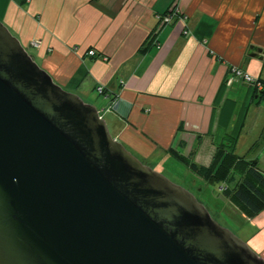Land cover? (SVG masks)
<instances>
[{"label": "water", "instance_id": "obj_1", "mask_svg": "<svg viewBox=\"0 0 264 264\" xmlns=\"http://www.w3.org/2000/svg\"><path fill=\"white\" fill-rule=\"evenodd\" d=\"M0 264L264 259L115 140L0 22Z\"/></svg>", "mask_w": 264, "mask_h": 264}, {"label": "crops", "instance_id": "obj_2", "mask_svg": "<svg viewBox=\"0 0 264 264\" xmlns=\"http://www.w3.org/2000/svg\"><path fill=\"white\" fill-rule=\"evenodd\" d=\"M0 22L65 91L82 99L104 87L112 137L144 161L198 142L212 160L214 139L244 114L237 147H264L247 139L264 134V99L232 74L264 80V0H0ZM249 160L264 172V149ZM240 222L236 235L264 259V210Z\"/></svg>", "mask_w": 264, "mask_h": 264}, {"label": "trees", "instance_id": "obj_3", "mask_svg": "<svg viewBox=\"0 0 264 264\" xmlns=\"http://www.w3.org/2000/svg\"><path fill=\"white\" fill-rule=\"evenodd\" d=\"M157 35L155 32L150 37L145 46V51L157 45ZM259 80L264 84V80ZM252 87L255 89L254 96L258 95L259 99H264V90L258 92L254 86ZM244 122L245 114L240 119L234 132L227 135L225 140L216 144L212 162L209 166L198 165L195 162L199 142L193 147L188 156L173 147L167 152L205 181L218 180L225 182L226 188L223 194L234 202L246 217H253L264 210V172L259 168L258 161L248 160L236 153Z\"/></svg>", "mask_w": 264, "mask_h": 264}, {"label": "rangeland", "instance_id": "obj_4", "mask_svg": "<svg viewBox=\"0 0 264 264\" xmlns=\"http://www.w3.org/2000/svg\"><path fill=\"white\" fill-rule=\"evenodd\" d=\"M26 50L30 55H33V52L29 48H26ZM82 99L86 104L93 105L98 109V111L101 112V115L103 116L104 120L107 123V126L109 127V117L108 114L104 111V109H106V105L103 103V101H105L103 97L101 95H97L94 92H91L90 96H84L82 97ZM248 131V142L251 140H260V138L261 141L264 142V134L262 135V137H260V132L262 131ZM109 132L111 135L113 134L112 130H109ZM223 137L224 136L220 134L218 138L214 140L220 143ZM223 140H225V138ZM208 143L209 142H205V146L201 147L197 151V154L195 156V162L198 165H210V163L212 162L210 158V153L212 152L213 147H206ZM245 145L243 147H236V153L242 157H246L248 160L251 159L254 154H260L261 149H264V147H245ZM130 152L135 155L132 151ZM137 158L144 165L159 172L167 179H169L172 183L184 188L192 195H194V197L208 209L210 215L218 224L233 231L236 234V231L233 227L241 223L240 219L244 217V214L240 211V209L234 202H232L226 197L225 194H223V191L220 192L221 188H226L225 182L218 180H214L213 182H207L201 177H199L197 174H195L193 171H191L186 165L177 161L170 155L163 156L162 158L155 157V164L152 160L144 161L139 157ZM210 160L211 162H209ZM229 184L233 186V184Z\"/></svg>", "mask_w": 264, "mask_h": 264}, {"label": "built area", "instance_id": "obj_5", "mask_svg": "<svg viewBox=\"0 0 264 264\" xmlns=\"http://www.w3.org/2000/svg\"><path fill=\"white\" fill-rule=\"evenodd\" d=\"M160 22L162 23V27H164L167 24H170L172 22V16H166L165 18H162L160 20ZM160 27V28H162ZM186 35L189 34V31L185 32ZM41 45V43L39 41H33L31 42L30 46L34 47V48H39ZM89 56H96V51L95 50H90L88 52ZM232 74L234 75V79L233 81H241L243 83L249 84L254 86L258 92L263 91L264 90V84L257 78L253 77L252 75L248 74L247 72L243 71L242 69L238 68V67H234L232 68ZM99 94H106V89L104 87H98L97 89ZM225 188H221L220 192L224 191Z\"/></svg>", "mask_w": 264, "mask_h": 264}]
</instances>
